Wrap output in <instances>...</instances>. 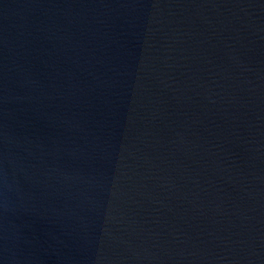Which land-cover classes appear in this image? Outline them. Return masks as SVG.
<instances>
[{
	"label": "water",
	"instance_id": "95a60500",
	"mask_svg": "<svg viewBox=\"0 0 264 264\" xmlns=\"http://www.w3.org/2000/svg\"><path fill=\"white\" fill-rule=\"evenodd\" d=\"M0 264H264V0H0Z\"/></svg>",
	"mask_w": 264,
	"mask_h": 264
}]
</instances>
